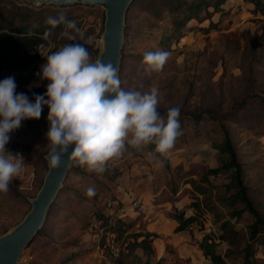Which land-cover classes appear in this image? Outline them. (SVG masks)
Returning a JSON list of instances; mask_svg holds the SVG:
<instances>
[{
    "label": "rangeland",
    "instance_id": "obj_1",
    "mask_svg": "<svg viewBox=\"0 0 264 264\" xmlns=\"http://www.w3.org/2000/svg\"><path fill=\"white\" fill-rule=\"evenodd\" d=\"M193 1L133 0L125 17L121 87L144 93L155 85L159 88L158 109L165 113L169 108L180 109L183 134L169 156L161 158L147 146L141 151L129 147L107 164L102 175L88 173L73 162L40 232L25 247L22 261L208 264L210 258L202 243L212 242L210 250L222 254L229 264H243L242 247L251 241L255 260L250 264H264V227L249 237L254 217L241 208V202L230 200L233 189L225 185L228 171L210 175V184L203 185L204 194L187 181L206 174L225 157L218 148L223 139L220 120L228 128L252 199L264 218V99L260 97L264 95V8L257 9L245 0H207V11H212L208 19L204 18V3ZM17 4L7 0L3 8L5 27L26 20L30 27L40 26L46 31L50 27L47 19L63 14L77 21L85 38H92V45L87 47L95 61L104 19L101 6L30 4L17 8ZM189 4L199 5V16L179 27L184 7ZM62 28L58 26L43 41L45 48L39 49L36 61L28 68L8 72L15 79L16 93L26 94L33 103L49 83L40 79L45 52L81 42L79 38L68 41L61 35ZM149 51L170 54L159 73L145 72L142 61ZM48 111L45 106L39 120L22 121L21 127L9 134L6 148L23 157L25 168L20 178H13L9 191L0 194V233L21 219L30 206L28 197L42 182L46 171L43 154L48 151ZM226 111H231L230 118L223 117ZM89 187L95 189L92 197L86 195ZM203 201L213 207V212ZM174 206L183 209L185 216L194 217L180 230L175 229L178 222L168 215ZM104 217L107 223H103ZM225 219L237 228L238 238L233 242L218 237ZM147 232L154 234L152 249H144L140 241Z\"/></svg>",
    "mask_w": 264,
    "mask_h": 264
},
{
    "label": "clouds",
    "instance_id": "obj_2",
    "mask_svg": "<svg viewBox=\"0 0 264 264\" xmlns=\"http://www.w3.org/2000/svg\"><path fill=\"white\" fill-rule=\"evenodd\" d=\"M54 2V0H50ZM50 26L44 33L47 40L58 26L68 41L56 51L45 52L40 79L49 83L43 95L31 102L24 93H16L14 77L0 81V194L9 191L13 178L21 176L25 161L19 153L7 150L10 133L21 127L22 121L39 120L48 108L47 163L50 170L60 167L62 157L74 162L88 173L102 175L107 164L123 155L130 147L141 151L154 144L155 154L166 159L180 131V109L169 108L166 115L158 111L159 88L149 91H126L121 87L118 69L112 64L93 61L88 51L91 37L77 26L76 20L65 15L49 17ZM45 48L44 44L39 46ZM169 53L149 51L143 56L148 74L159 73ZM155 158V157H154ZM163 164V159L159 160ZM88 197L95 195L89 187Z\"/></svg>",
    "mask_w": 264,
    "mask_h": 264
},
{
    "label": "trees",
    "instance_id": "obj_3",
    "mask_svg": "<svg viewBox=\"0 0 264 264\" xmlns=\"http://www.w3.org/2000/svg\"><path fill=\"white\" fill-rule=\"evenodd\" d=\"M16 1L19 3L17 4V8H21L20 5L27 6L33 4L30 2H26L24 0H16ZM196 1H193L192 4H195ZM200 1L204 3V10L206 11L204 18L210 19L212 11H207V5L209 4L208 1L207 0H200ZM219 1L222 2L223 0H219ZM245 1L253 3L255 8L257 9L264 8V3H262L261 0H245ZM45 4L46 3L35 4V5L37 7H42V5ZM72 4H76V3H72ZM72 4L49 3V5L52 6H57V5L62 6V5H72ZM192 4H189L187 7H184L185 11L183 17L180 20L179 27H183V25L186 23L188 19L192 17L197 18L199 16V5L197 7H193ZM12 5L15 4L12 3ZM212 5L214 8H216L218 7L219 4L213 3ZM6 6H7V0H0V81L11 76L8 73L9 71L24 70L28 68L32 63H34L36 61L38 51L40 49L39 46L43 44V41L45 40L44 28L40 26L30 27V24H28V21L26 20L20 24H16L13 27L12 26L5 27L4 21H5L6 11L4 12L3 8ZM16 14L20 15L23 19L25 18V16H23L22 12L20 11H17ZM124 34H126L125 31ZM123 56L124 55L122 54V57ZM260 97L264 99V95H261ZM237 107L238 106L234 107L233 109ZM158 111L162 116L166 115V113L163 110L158 109ZM231 116H232L231 111H226L223 117L230 118ZM219 123H220L221 131L223 133V139L218 148L223 153H225V157L222 158L218 166L209 167L207 169L206 174H202L198 179L191 178L190 180L187 181L191 183V185L197 192L204 194L206 189L203 187V185L210 184L209 182L210 175L215 176L220 174L222 171H228L229 182L226 183L225 185L226 187H228V189L230 188L233 189L229 194L230 200L232 202L234 201L241 202L242 203L241 208L247 210L254 217V220L251 222L249 228V237L253 238L254 235L261 230V227H264V218L260 215L256 207V204L252 199L251 187L245 181L244 168L242 162L238 158V154L231 139L228 128L220 120ZM180 131L183 134V127L181 126H180ZM147 148L149 151L155 154L154 144L148 145ZM45 165L47 170L46 159H45ZM203 203L209 211L213 212V207L209 206V204L206 201H203ZM237 212L238 210L235 211V213ZM168 215L174 218L178 222V225L175 227L176 230L185 228L187 223L191 222L192 219H194L192 215L185 216L184 210L177 208L175 206L173 209L168 211ZM104 218L105 219L103 220V223H107V217ZM219 227H220V233L218 236L219 239H224V240H228L229 242H233L238 238L237 228L234 226V223L231 222L230 220L227 219L223 220L220 223ZM40 230L41 229H39L37 233H39ZM151 236H154V234H151L149 232L143 234V237L141 238L140 241L144 244V249L146 248L152 249L150 245V241L152 240ZM209 243L212 242H208L206 244L202 243V247L204 248V253L208 255L210 258V263L208 264H229L222 254L210 250L212 245H209ZM254 253L255 252L252 248L251 241L246 242L242 247L243 264H250V262H254L255 260Z\"/></svg>",
    "mask_w": 264,
    "mask_h": 264
},
{
    "label": "water",
    "instance_id": "obj_4",
    "mask_svg": "<svg viewBox=\"0 0 264 264\" xmlns=\"http://www.w3.org/2000/svg\"><path fill=\"white\" fill-rule=\"evenodd\" d=\"M33 4L55 3L96 4L103 8V28L99 38L98 52L95 60L112 64L118 69L121 63L124 41L126 11L132 0H24ZM71 149L69 150L70 154ZM48 151L44 154L46 159ZM62 157L59 168L45 171L42 182L33 196H29V209L11 227L0 233V264H32L22 261L25 247L29 244L38 230L42 227L48 209L63 186L65 176L73 162H67V155Z\"/></svg>",
    "mask_w": 264,
    "mask_h": 264
}]
</instances>
